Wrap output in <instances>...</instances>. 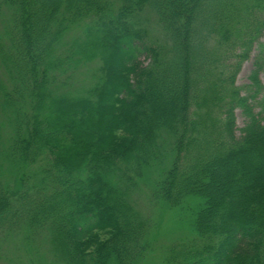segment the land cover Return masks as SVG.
<instances>
[{"label":"trees","instance_id":"trees-1","mask_svg":"<svg viewBox=\"0 0 264 264\" xmlns=\"http://www.w3.org/2000/svg\"><path fill=\"white\" fill-rule=\"evenodd\" d=\"M263 34L264 0H0V242L24 226L67 264H137L166 145L147 200L199 208L164 264H264Z\"/></svg>","mask_w":264,"mask_h":264},{"label":"rangeland","instance_id":"rangeland-1","mask_svg":"<svg viewBox=\"0 0 264 264\" xmlns=\"http://www.w3.org/2000/svg\"><path fill=\"white\" fill-rule=\"evenodd\" d=\"M77 32L78 30L71 31L70 37L68 36L66 42L73 39ZM260 42L264 43V34ZM259 53L258 44H255L248 60L243 63L237 75L235 85L244 89L241 92L242 97L254 94L250 89L252 85L251 78L255 71L258 70ZM142 61L144 64L147 62L146 60ZM83 74L87 73L83 72ZM259 76L261 83L264 85V70H261ZM261 99L262 96H259L255 101H248L253 112L256 115H260V119L264 116L263 113L261 114L262 109L259 105ZM248 123V115L245 114L244 108H236L235 130L238 137L241 136L242 130ZM7 130L9 131V129ZM164 137L166 138V136ZM165 141H168L169 144L171 139L167 138ZM165 148L169 153L168 160H162L155 165L152 176H146L142 182V194L135 196L133 199V205L138 212L151 216L154 222L153 232L150 236L153 251L137 264H164V254L169 247L176 243H183L190 238H195L197 234L193 230H188L187 220H193L196 217L199 208L198 200L191 198L180 210V214L174 213L175 211L170 210L165 204L154 205L151 200H147L148 193L152 190L151 184L156 183V175L161 177L160 170L163 166H168L170 169L171 162L175 156L173 152H170L168 146L165 145ZM97 237L99 239H107L108 235L98 233ZM61 252L58 245L55 242H50L48 237L33 233L23 226L18 232L11 233L8 237L1 240L0 264H67L66 257ZM109 264H118V262L112 260Z\"/></svg>","mask_w":264,"mask_h":264}]
</instances>
